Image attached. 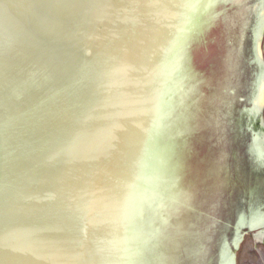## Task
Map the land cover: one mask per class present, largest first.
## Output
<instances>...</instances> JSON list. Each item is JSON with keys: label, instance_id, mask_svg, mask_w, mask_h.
Listing matches in <instances>:
<instances>
[{"label": "water", "instance_id": "obj_1", "mask_svg": "<svg viewBox=\"0 0 264 264\" xmlns=\"http://www.w3.org/2000/svg\"><path fill=\"white\" fill-rule=\"evenodd\" d=\"M0 264H264V0H0Z\"/></svg>", "mask_w": 264, "mask_h": 264}, {"label": "flooded vegetation", "instance_id": "obj_2", "mask_svg": "<svg viewBox=\"0 0 264 264\" xmlns=\"http://www.w3.org/2000/svg\"><path fill=\"white\" fill-rule=\"evenodd\" d=\"M246 42H247V40L244 42V46H243L244 53H245V55H247V57L245 59V61H246L245 62L246 63L245 64V70L246 69H250L251 70V73H250L251 75L249 74V76L246 77V80H241L244 84H246L245 85L246 86V89L245 90H242L241 91V94H240V91L238 90V92H239L238 96L240 95L239 98H238V100L240 99V101H239L240 103H244V102L247 103L250 100V98L256 93V87H257V81H256L257 79L256 78L259 75H257V72H256L257 70H255V68L258 69V67H260L259 64L256 61L255 56H254V52H253V58L251 57L250 59H248V56L250 55L251 52H250V50H248V46H247L248 42L247 43ZM246 51H247V53H246ZM239 59H241V57ZM250 60H251V62H250ZM237 61H238V59H237ZM248 62H250V63H248ZM258 72H260L259 69H258ZM239 82H240V79H239ZM254 88H255V91H253ZM230 99H232V97H230ZM241 115L244 116L245 115V112H241ZM238 116H239V118L241 117L240 114H237V117ZM231 122L234 123L233 120Z\"/></svg>", "mask_w": 264, "mask_h": 264}]
</instances>
